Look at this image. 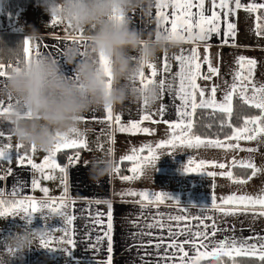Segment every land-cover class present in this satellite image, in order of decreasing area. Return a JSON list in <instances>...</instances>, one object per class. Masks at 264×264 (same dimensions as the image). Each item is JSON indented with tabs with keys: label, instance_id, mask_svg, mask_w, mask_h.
<instances>
[{
	"label": "snow or ice",
	"instance_id": "snow-or-ice-1",
	"mask_svg": "<svg viewBox=\"0 0 264 264\" xmlns=\"http://www.w3.org/2000/svg\"><path fill=\"white\" fill-rule=\"evenodd\" d=\"M211 5L210 8L206 4ZM155 8L154 20L156 22L155 31L157 35H164L170 41H179L183 43H191L194 46L185 53L181 50L180 54L173 55L170 59L167 54L163 57V71L170 73L169 67L172 61L179 64V71L172 73L173 79L163 76L159 81L156 80L158 75L157 65L151 63L146 67L142 66L139 75L136 77L134 84L137 90H143L149 85L154 86L159 91L161 103L159 105L158 115L159 120L153 119L154 114H149L147 109L150 105L143 101L141 102V111L139 120H128L122 123L121 115H113V109L107 107L105 111V120L108 123H115V130L121 133L132 135L145 134L153 135L148 127H141L144 121L152 123H165L167 128L165 133L167 138L160 140L154 146L152 144L142 145L139 148L133 147L130 154L121 157V163L124 161L130 162L132 166L128 169L132 175H123L120 178L123 181L139 180L143 175L144 170L148 167L155 168L156 163L161 155L157 150L169 148L167 155H173L174 150L178 146L185 148H205V149H223L225 153L239 149L250 154L259 151V146H264V82L257 83L255 78V70L257 61L254 59H246L239 57L236 64L237 68L232 71V83L225 81V86L212 83L210 89L201 87L197 80H212L220 74L218 67H213L208 55L203 57V63L208 65V75L201 72L202 64L198 47L201 43L212 40L213 36L221 35V22L226 23V31L223 33L224 43H227V38L235 35V24L229 21V17L235 15L238 10L243 9L247 13L257 14L255 17V31L258 36H264V3L258 0H151L149 9ZM210 12V15L208 14ZM150 19L146 22L151 24L152 13L149 10L146 13ZM53 25L61 23L59 18L52 17ZM75 43L83 45V34L79 37L72 38ZM207 51V47L205 49ZM23 51L25 60L29 59L30 40H23ZM40 53L36 52V56ZM100 64L107 72V61L100 57ZM145 69L151 70L150 75H145ZM5 75L3 65H0V77ZM176 78H178V87H176ZM218 91H223V97H218ZM239 97L242 101V107L248 106L258 109L260 114L245 117L242 126H233L231 117L234 114V96ZM171 96L173 104H175L176 120L167 121L164 116L168 112V101L166 97ZM12 108L11 98L5 100L0 99V118L4 117ZM213 110L212 115L216 112L223 114L228 118L219 119V132H224L225 128H230L231 133L224 132V139L219 138V132L214 133L215 138L203 137L196 133V123L193 120L197 110ZM85 119L82 117L81 120ZM95 119V118H94ZM211 129L212 124L206 125ZM6 136L5 131L0 130V138ZM10 140L11 135H7ZM59 142L49 151L44 157L42 163H35L27 152L21 154L20 149L25 146L15 144V162L17 165H23L25 161L33 170L40 173L44 180H53L56 177L51 173L45 174V169L52 171L59 170L62 174L60 182L64 186V195L56 199L48 198V189L41 188L38 180L31 181V188L38 189L44 193L45 199L37 200L31 196L23 195L25 185L22 182H16L11 186V191L6 192L3 187H0V218H15L19 217L31 222L34 214L43 213L48 218L55 216L61 218V227L52 231H44L43 238L39 239V247L45 250H61L65 255H68L77 245L78 241L75 238V233L71 229L75 215L67 214L69 204L67 177L69 169L79 163L80 153H75V157L69 156L68 165L60 166L56 162V157L59 152L66 148H76L88 150V141L82 136L78 130H73L71 135H64L58 138ZM254 141L257 143L256 148L240 149L239 141ZM236 141L237 143H229ZM30 151L35 153L37 150L34 146L30 147ZM111 152V149H109ZM146 153V155L144 154ZM13 145L11 143L4 144L0 147V163H13ZM87 163V162H85ZM206 167L219 169L229 168L227 172H221V177H226L233 184L246 185L258 174L264 172V167H258L253 157L250 155L247 159L237 161L233 159L230 164L199 160L198 162L189 159L182 166L184 174H201V170ZM243 170H251V175L247 178H237L232 171L233 168ZM156 170V168H155ZM121 168L117 165L114 172L119 174ZM215 176L216 173H208ZM14 176L12 168L7 171V177ZM0 175V181L6 178ZM121 196L139 197L135 203L139 204L141 214L132 221V226L138 230L133 232L135 238L138 235L141 237H150L147 241L141 239L139 243L130 245V248H135L138 252L144 250L145 256H153L154 259H141L144 264H201V261L211 259L218 264H226L225 259L229 264H242L241 260L255 259L258 264H264V231H257L253 226L259 220L264 219V189H261L257 194L248 193H233L221 197L219 202L215 196L211 199V206L208 203L197 206L189 205L190 207L200 209L199 214H189L188 207H182L181 211L184 214L168 215L165 217L159 212L151 216V221L148 220L143 212L152 206H159L165 201L171 200L176 204H181L178 200L173 199L167 193L151 192V191H127L119 193ZM7 197H12L8 199ZM74 203V202H73ZM100 203V201H96ZM107 213V230L103 236H97L96 241L92 242L91 235L88 236L87 243L90 250L96 251L97 245L106 238L108 241L107 251L109 253L106 264H113L111 253L113 252V213L112 205L108 204ZM100 214H98L99 216ZM250 220L247 229H237L236 225L242 224L240 218ZM231 218V219H229ZM145 221L141 224L140 221ZM97 224L102 223L100 219L95 221ZM159 230V232L154 231ZM247 230L251 234L244 236L243 232ZM56 233H59L56 235ZM62 233V235H60ZM55 241V244L53 242ZM68 245V247H63ZM148 248L154 249L149 252Z\"/></svg>",
	"mask_w": 264,
	"mask_h": 264
},
{
	"label": "crops",
	"instance_id": "crops-1",
	"mask_svg": "<svg viewBox=\"0 0 264 264\" xmlns=\"http://www.w3.org/2000/svg\"><path fill=\"white\" fill-rule=\"evenodd\" d=\"M250 2V0H249ZM258 2L264 3V0H258ZM206 7L210 8L211 5L206 4ZM33 8V7H32ZM30 8V9H32ZM39 2L34 5V15L31 16L30 9L27 11H21L25 13L26 20L24 28H20L21 34H15L11 32L13 22L7 23L3 18V0H0V41L4 42L8 46H15L19 41L21 43L23 40L35 33L36 37L33 40H30V54L29 58L36 56V52H39L40 55H51L56 58H60L62 51L68 45L75 43L72 39L73 37H79L80 33H73L69 27L63 23H58L53 25L51 23L52 17L49 15L46 19H42V13L40 11ZM152 13V22L151 24L146 23L150 17L146 14L148 11ZM147 12H137L132 14L131 23L134 27L144 30L146 33H151L155 31L156 22L154 20L155 8L152 7L148 9ZM42 14V15H41ZM210 15V12L208 13ZM261 14H264V10H261ZM255 13H247L243 9L238 10L235 15L229 17V21L235 24V35L227 38V43H224L223 33L226 31V23H223V17L221 22V35L213 36L212 40L205 43H201L198 47V52L200 56V62L204 66L203 57L208 55L209 58L214 60L217 64H212L213 67H218L220 69V74L213 82L204 81V79L197 80V83L201 87H206L210 89L212 83L220 85L221 88L225 86V81L229 84L232 83V71L237 68V60L239 57H242L238 54V51L243 52L244 50H249V47L254 42L261 41V44L264 45V36H258L255 31L256 17ZM17 18V16H16ZM15 18V19H16ZM23 30V31H22ZM194 45L191 43H183L179 41H173L172 46L168 51L161 54L157 60L154 62L157 65L158 75L156 80L159 81L163 76L169 77V80L173 79L172 73L179 71V64L175 61H172L169 65L171 72L165 73L163 71V57L165 54L171 59L173 55L180 54L181 50L185 53ZM207 47V51L205 50ZM264 51V48L261 49ZM211 52L215 55L211 57ZM217 52V53H216ZM222 54H221V53ZM202 60V61H201ZM65 71L68 74H71V68L65 66ZM151 70L145 69V75L149 76ZM204 75L205 71H202ZM2 80V78H0ZM176 87H178V78H176ZM223 91H218V97H223ZM5 100L7 103V98H0ZM168 101V112L164 116V119L167 121L176 120L175 116V104L172 102L171 96L166 97ZM161 100L158 101L155 105H150L147 109L149 114H154L153 119L159 120L158 115L159 105ZM211 110V109H210ZM121 115L122 123L128 120H139L141 111V103H128L113 110V115ZM105 111L104 109L100 110H90L89 112L83 114L85 119L81 120L78 132L82 134L84 138L88 141V150L85 149H76V148H66L57 154L56 162L60 166H67L68 162L64 159V154L68 152L75 153L79 152L80 156L83 157L82 161H79L78 164L69 169V174L67 177L68 185V198L69 204L67 208V214L75 215L76 219L73 221L71 229L75 233V238L78 243L73 248V250L65 255L61 250L51 251L41 249L39 247V240L36 242L35 247H33L29 252H26L22 258L13 259L10 264H106L109 253L107 251L108 241L104 238L98 245L97 250H90L88 241V236L91 235L92 242L96 241L97 236H103V233L107 230V213L109 211L108 204L112 205L113 213V231L111 233L113 237V252L111 253L113 264H144V261L141 257H144L146 260L154 259L153 256H145L144 250L139 252L135 248H130L129 246L134 243H139L141 239L147 241L150 237H133V232H138L136 228L132 226V221L136 219L138 215L141 214V208L139 204L135 203L139 197L131 196H121L119 193L127 191H151L153 192L154 185H148L145 177L141 176L139 180L133 181H123L120 177L123 175H132L128 169L132 166L130 162L124 161L121 163V157L130 154V150L133 147L139 148L142 145L149 144L148 141L157 143L156 136L160 137L163 133H154L153 135L145 134H128L121 133L115 130L114 121L110 124L105 120ZM95 118V119H94ZM8 123L0 119V130L5 131L6 136L0 138V147L4 144L11 143L13 145V163H0V165L5 166L7 170L9 168L13 169L14 176L7 177V174L4 175L7 178L4 181H0V187H3L6 192L11 191V186L16 182H22L25 185L23 195L31 196L37 200L45 199L44 193H42L39 188L33 190L31 188V181L38 180L40 182L41 188L48 189V198L56 199L64 195V186L61 184V173L59 170L52 171L51 169H45V174L51 173L56 178L53 180H44L40 173L36 172L31 168L30 165L25 163L23 165H17L15 162V139L11 136L9 140L7 135L10 134L9 126L7 129H3ZM152 126H164L167 128L165 123H152L151 121H144L141 124V127H150ZM111 149V152H109ZM168 149V148H167ZM196 149L185 148L183 146H178L173 155H167L168 158H177L178 161L172 160V162H166V165L156 164V173L165 172L159 171L158 168L162 166L177 167L176 170H172L173 177L178 174L176 178H179V174L182 173V166L187 163V160H181L182 151L187 152L189 159L194 154ZM172 151V150H171ZM21 154L27 152L29 156L33 159V162L39 164L43 162L44 157L48 154L44 151H36L32 153L30 147L25 146L20 149ZM145 154V153H144ZM171 156V157H169ZM105 157H114L116 161V166L119 165L121 171L119 174L113 172L111 175L105 176L99 182H94L90 179L89 172L94 162L103 159ZM87 162V163H85ZM164 162V161H163ZM115 166V167H116ZM151 170L146 168L143 174H150ZM168 175L167 180L172 179L171 173H165ZM178 180V181H177ZM217 181H222L221 177L217 178ZM147 182V183H146ZM174 183L168 184L164 187L162 185L161 189L159 186L155 187L157 192L169 193L173 192V199L178 200L181 204H176L175 202L168 200L165 203L157 206H152L149 209H145L143 214L148 217V220L151 221V216L157 212L167 217L168 215H180L184 214L181 211L182 207H188L189 214H196L197 208L190 207L189 205H197L195 203L179 200V179L173 181ZM164 184V183H163ZM171 188V190H170ZM170 190V191H169ZM155 191V192H156ZM12 199V197H7ZM100 203H96V201ZM74 202V203H73ZM200 213V210H199ZM98 214H100L98 216ZM100 219L103 221L100 224H97L95 221ZM231 219V218H229ZM242 221L245 220L244 217L240 218ZM261 220H259L255 225H253L257 231H261ZM264 221V219H263ZM26 223L30 228H43L47 231H52L53 229L61 227V218L55 216H49V218L43 213L34 214L31 218V222L28 223L26 220L19 217L15 218H0V240L9 232L19 231L21 228L25 227ZM141 224L145 221H140ZM237 229H247L245 221L242 224L236 225ZM159 232V230H154ZM59 233H56L58 235ZM251 233L247 230L243 232L244 236H248ZM62 235V233L60 234ZM55 244V241L53 242ZM63 247H68V245H63ZM149 252L154 253V249L148 248ZM226 264H229L227 258H224ZM240 259V258H237ZM201 264H218V262L211 259L201 261Z\"/></svg>",
	"mask_w": 264,
	"mask_h": 264
},
{
	"label": "clouds",
	"instance_id": "clouds-1",
	"mask_svg": "<svg viewBox=\"0 0 264 264\" xmlns=\"http://www.w3.org/2000/svg\"><path fill=\"white\" fill-rule=\"evenodd\" d=\"M151 0H39L46 15L57 17L73 33H82L83 45L72 43L58 59L51 55L25 60L23 42L0 41V98H11L12 108L2 118L16 143L47 152L59 137L77 130L90 110L116 109L126 102L155 105L159 91L149 85L137 90L134 81L142 66L154 63L173 44L156 31L146 33L131 23L132 14L147 12ZM33 40L36 34L26 37ZM107 61V72L100 64ZM71 68V74L65 71ZM114 157L93 163L89 176L99 182L114 172ZM43 228L26 223L0 240V264H10L35 247Z\"/></svg>",
	"mask_w": 264,
	"mask_h": 264
},
{
	"label": "rangeland",
	"instance_id": "rangeland-1",
	"mask_svg": "<svg viewBox=\"0 0 264 264\" xmlns=\"http://www.w3.org/2000/svg\"><path fill=\"white\" fill-rule=\"evenodd\" d=\"M34 7L32 9H30V13H28L31 16H35L34 15ZM40 11L42 13H45L44 10L42 8H40ZM20 15H24L25 13L22 12L20 13L18 16ZM42 15V14H41ZM17 16V18H18ZM48 15H42V19H46ZM17 18L15 20H17ZM26 16H25V21L27 22L28 20H26ZM13 26L14 23L12 25L11 28V32L13 31ZM249 42H254L253 44H251L250 46H246L249 47V50H244L243 52L238 51V54L241 55L242 57L246 58V59H254L257 61V66H256V70H255V78L257 83L260 82H264V51H262L261 49L264 48V45L261 44V41H253V40H249ZM217 53V52H216ZM221 53V52H220ZM222 54V53H221ZM215 55L213 52H211V57ZM214 57V56H213ZM211 60V64H217L214 60ZM202 61V60H201ZM203 63V62H202ZM204 64V63H203ZM207 68L208 65L204 64V66H202L201 68V72L205 71V74H208L207 72ZM214 78L216 79L217 77H213L212 80H204V81H208V82H213ZM150 129L152 130L153 133H163V135H161L160 137L156 136V139L158 140L157 143L162 140V139H166V133H165V129L166 127L164 126H152L150 127ZM149 144H152L153 146L156 144L154 142L148 141ZM229 143H237L236 141H229ZM239 146L240 149H247V148H256L258 147L257 143L254 141H244L241 140L239 141ZM195 149V148H193ZM158 154L161 155L160 159L158 160V162L156 164L159 165H166V162H172V160L174 159V161H178L177 158H168L167 153L169 151H171V149H161V150H157ZM181 153V160H189V155L187 154V152L182 151ZM191 154H194L193 156L190 157L191 160L198 162L199 160H206V161H217V162H222V163H226V164H230L231 161L233 159L240 161L242 159H247L250 155L253 157L254 161L257 163L258 167H264V146H259V151L256 153H248L246 151H240L239 149H236L234 151H228L227 153H225V151L223 149H205V148H200V149H196L194 151V153L192 152ZM146 155V153H145ZM184 158V159H183ZM164 161V162H163ZM183 166V165H181ZM148 169L151 170L150 174H143L142 176L145 177L143 179H146V182L148 185H154V189L153 192H155V187L159 186V188L161 189L162 185H166V187L168 186V184L174 183L173 181H175L176 179H179V187L177 188V190H179V200L182 201H187L188 199H190L191 203H195L197 204V206L203 205L208 203L209 207L211 206V199L213 196H215L217 198V202H219L221 197H224L226 195H230L233 193H237L238 191L240 193H248V194H252L255 195L257 194L261 189H264V172H261L260 174H258L257 177L253 178V180H251L248 184L246 185H237V184H233L231 181H229L226 177H221L219 175V173L221 172H227L229 170V168H225V169H219V168H213V167H206L204 169L201 170V174H184L183 172L179 174V178H176L178 176L175 175L173 177L174 174H172V170H176L177 167H171V165L165 167L162 166L160 168H158L159 171H164L165 172H161V173H156L155 168L152 167H148ZM234 169V168H233ZM232 169V171H233ZM165 173H171L172 174V179L171 180H167L168 175ZM208 173H216L215 176L212 175H208ZM251 175V170L247 175H244V172L242 174H234L235 177L237 178H247V176ZM221 177L222 181H217V178ZM178 181V180H177ZM164 183V184H163ZM171 190V188H170ZM169 190V191H170ZM170 197H173V192H169L167 193ZM189 202V200H188ZM199 210L197 208L196 210V214H199ZM245 221V225L246 227H248L250 220H244ZM261 222V231H264V221L263 219L260 221ZM11 233V231L9 232Z\"/></svg>",
	"mask_w": 264,
	"mask_h": 264
},
{
	"label": "trees",
	"instance_id": "trees-1",
	"mask_svg": "<svg viewBox=\"0 0 264 264\" xmlns=\"http://www.w3.org/2000/svg\"><path fill=\"white\" fill-rule=\"evenodd\" d=\"M39 2V0H3V18L7 21V23H15V18L18 16V13L21 11H27L30 8L34 7ZM234 104V114L231 117V122L233 126L239 127L243 124V119L245 117H250L253 115H259L260 112L258 109L251 108L248 106L242 107V101L239 99L238 95L234 96L233 100ZM213 110L207 109V110H201L198 109L196 114L193 116V120L196 123L195 131L197 134L201 135L203 137L208 138H215L213 135L214 133L219 132V119H225L228 120L227 117H225L223 114H220L219 112L215 113V116L212 115ZM212 124V128L209 129L206 127V125ZM9 125H6L5 127H2L3 129H7ZM224 132L231 133L230 128H225ZM224 132H219V138L224 139ZM0 165V169H1ZM244 172V175H247L250 172L249 170H243L238 167L233 169L234 174H242ZM238 260L242 261V264H258V262L255 259H244L240 258Z\"/></svg>",
	"mask_w": 264,
	"mask_h": 264
},
{
	"label": "built area",
	"instance_id": "built-area-1",
	"mask_svg": "<svg viewBox=\"0 0 264 264\" xmlns=\"http://www.w3.org/2000/svg\"><path fill=\"white\" fill-rule=\"evenodd\" d=\"M24 26H25V16L24 15H20V16H18L17 20H15V23H14V26H13V31L15 32V34H21L20 28H24ZM69 156L75 157V155L72 152L65 153L64 154L65 161L68 162ZM82 160H83V157L80 156L79 157V161H82ZM7 171L8 170H7V168L5 166H1L0 175H6Z\"/></svg>",
	"mask_w": 264,
	"mask_h": 264
}]
</instances>
